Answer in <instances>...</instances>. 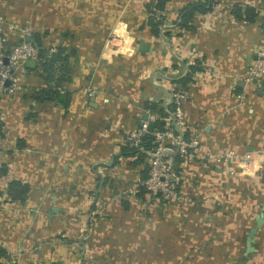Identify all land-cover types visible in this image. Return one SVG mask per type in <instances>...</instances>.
Returning a JSON list of instances; mask_svg holds the SVG:
<instances>
[{
    "label": "crops",
    "instance_id": "crops-1",
    "mask_svg": "<svg viewBox=\"0 0 264 264\" xmlns=\"http://www.w3.org/2000/svg\"><path fill=\"white\" fill-rule=\"evenodd\" d=\"M193 1L165 4L164 11L170 3L180 5L172 11V21L164 24L165 31L152 35L147 49L136 51L129 64H110L112 71L120 69L119 77L113 74L106 80L81 58L82 49L73 47L76 68L83 63L88 68L80 77L69 69L70 79L56 87L61 94L68 92L65 101L61 95L36 97L46 81L35 61L27 60L17 71L19 88L0 98V198L9 201L0 211V248L7 257L26 247L34 248L37 262L46 258V242L41 243L35 233L45 236L48 230L47 218L40 213L46 211V198L53 211L63 197L90 198L96 193L108 205L106 218L117 220L104 226L112 234L99 230L106 236L100 239L103 247L144 241L151 248L150 259L165 264H264V160H255L254 155L264 144V86L255 90L242 79L263 40L264 0H217L209 12L193 15L192 29L179 28L177 10ZM234 6L252 7L256 15L251 20L242 12L235 16ZM114 32L125 41L112 53L128 52L130 36L121 24ZM86 74L83 88L81 77ZM185 77L187 99L179 128L188 131L196 146L177 162L181 195L159 204L161 208L147 221L150 227L135 220L130 225L125 216L140 215L137 200L126 196L125 208L117 194L139 178L143 165H131L129 156H118L115 163L112 158L129 131L141 122L161 120L145 103L164 109L169 89ZM224 149L234 151L235 158L218 163L207 156ZM248 154L253 160L243 174L237 161ZM15 186L22 189L19 199L11 197ZM91 206L87 211L93 212ZM72 223L71 234L76 230ZM251 228L252 241L247 245ZM132 230L149 236L130 237L126 243ZM57 243H49L53 253L60 248L61 242Z\"/></svg>",
    "mask_w": 264,
    "mask_h": 264
},
{
    "label": "rangeland",
    "instance_id": "rangeland-1",
    "mask_svg": "<svg viewBox=\"0 0 264 264\" xmlns=\"http://www.w3.org/2000/svg\"><path fill=\"white\" fill-rule=\"evenodd\" d=\"M79 1V2H78ZM150 0H0V38L3 43V47L0 49V53H8L11 46L18 41L20 37L25 35L22 31L29 32V35H25L26 39H30L33 42L32 33L38 32L41 34V47L43 54L40 57L36 55L29 60L35 61V65H42L41 61L50 57L52 59L60 58L61 56L67 57L68 68L74 72L73 76L80 77L83 70L88 68V64L83 63L82 66L76 68L78 58L74 57V53H69V48L81 50V58L91 63L90 67H94L96 72L99 71L109 80V76H120V69L112 71V62H119L121 64H129L127 61L133 57L136 51L140 50L139 43L142 42L149 47V41L152 39V35L148 32V27L145 25V19L147 13L144 9V4ZM180 4L170 3L166 6L164 12L156 13L162 15L163 19L158 27L159 32L165 31L164 24L170 23L172 20V11L176 9ZM117 24H121L126 33L130 36L127 49L129 51H119L112 53L115 50L124 46V37L118 36L114 32V27ZM118 40V41H116ZM62 46V50L59 47ZM36 47V46H35ZM147 48H143L145 50ZM53 53V55H52ZM110 61V62H108ZM58 62V61H57ZM55 62V65H58ZM92 63H97L96 65ZM119 68H124V65H116ZM122 66V67H121ZM39 71V70H37ZM91 71V70H90ZM117 73V74H116ZM89 74L82 76V87L87 85ZM95 82V79H93ZM91 83V81H90ZM53 84V81L50 82ZM89 90H91V84L88 83ZM259 156L258 154H254ZM249 158L253 156L248 154ZM147 161V159H146ZM251 161V159H247ZM240 162L239 160L237 161ZM245 163H247L245 161ZM245 163H239L238 169L241 173L247 174L249 167ZM135 180L122 187L117 196H128V198H134L130 193L125 190L130 187ZM138 212L140 215L137 217L125 216V220L128 224H133L135 220L138 225H146L150 227L149 221L152 218V214L158 210L160 205L154 201L145 197V200H139L135 198ZM114 199H112L113 201ZM102 197L94 193L90 198L83 195L78 198H61L58 207L54 206L56 213L53 214L51 209L47 206L50 204L49 198L44 201L46 205V211H40L44 214L45 223H48V230L46 235L37 233V239L41 240V243L46 242V248L44 254L46 258L36 261V254L33 252L34 248L30 250L26 247L18 248L14 252H10L8 257L0 258V264H165L166 262H158L151 260V248L149 245L142 241L139 245H126L120 246H108L103 247L100 239L105 238L104 235H99V230L106 231V233L112 234V230L104 229L106 223L117 221L107 217L104 212L107 204L101 203ZM166 202L167 200H163ZM8 198H0V211L1 208L8 206ZM21 204V202H20ZM132 202L130 205H134ZM166 204V203H165ZM93 205V212L87 210ZM110 206L112 204H109ZM161 208V207H160ZM163 210V209H162ZM29 209L26 211L29 213ZM161 211V210H160ZM158 211V212H160ZM26 218L28 217V214ZM139 217H142L144 222H141ZM106 218V219H105ZM149 218V219H148ZM76 226V230L73 234L69 232L71 227ZM102 222V223H101ZM152 224V223H151ZM78 225V226H77ZM133 227V225H132ZM140 231V230H139ZM130 231V237H143L141 234L149 236V232ZM116 232V231H114ZM112 238V237H111ZM110 239V238H109ZM31 240H28V243ZM61 242L58 244L60 248H57L53 253V245L49 243ZM98 242V245L95 244ZM104 243V241H103ZM106 248L108 250H106ZM41 249V247H40ZM120 249V251H118ZM5 252V251H4ZM123 252V253H121ZM136 255V258L133 259ZM146 255V256H145ZM3 257V256H2ZM53 258L49 260V258ZM105 257V258H103ZM153 259V258H152ZM167 264H182L173 262ZM185 264V263H183Z\"/></svg>",
    "mask_w": 264,
    "mask_h": 264
},
{
    "label": "built area",
    "instance_id": "built-area-1",
    "mask_svg": "<svg viewBox=\"0 0 264 264\" xmlns=\"http://www.w3.org/2000/svg\"><path fill=\"white\" fill-rule=\"evenodd\" d=\"M21 33L29 35V32ZM20 37V41L13 44L8 53H0V98L13 94L19 88L17 71L25 64L26 60L36 55V47L26 36ZM0 38V49L3 43ZM242 79L250 82L255 90H260L264 86V35L259 47L254 51V56L247 65ZM241 95H236L240 97ZM168 104L163 110L165 115L160 119L163 122L162 130L147 131V123L141 122L138 127L129 131L125 136V141L133 146H138L140 137L146 132H150L156 142V147L144 151L147 155V175L144 179H137L128 187L125 192L132 193L138 186L144 189L146 198L156 202L160 200H173L181 195L180 181L181 173L173 159V155L186 157L189 150L196 146V141L183 137L184 130L179 128L183 123V105L187 99V91L179 84H173L168 92ZM264 160V144L256 151ZM209 159L218 163H225L235 158L232 150L224 149L209 153ZM248 155H243L238 159L239 163H245L248 167ZM237 163V164H239Z\"/></svg>",
    "mask_w": 264,
    "mask_h": 264
},
{
    "label": "trees",
    "instance_id": "trees-1",
    "mask_svg": "<svg viewBox=\"0 0 264 264\" xmlns=\"http://www.w3.org/2000/svg\"><path fill=\"white\" fill-rule=\"evenodd\" d=\"M169 0H150L147 3L144 4V9L146 13L148 14L145 19V25L148 27L149 33L153 36H157L159 32V26L162 23L161 20L163 19L162 15H157L156 13L163 12L165 9V4ZM217 0H196L193 2H188L184 6L180 7L177 10V20L175 24L179 28L184 29H192V26L190 25L193 15L195 13H205L209 12L213 4L216 3ZM233 13L235 16H239L241 12L244 14L245 18L247 20H251L253 16L256 15L252 7H244L243 10L240 9L238 6L233 7ZM41 34L38 32L32 33V40L34 45L36 46V52L37 56L40 57L43 54V49L41 47ZM62 46L59 47V50H62ZM29 60V59H28ZM27 61V60H26ZM58 61V62H57ZM57 62L58 65H55L54 63ZM41 69H42V76L43 79L46 81V86L39 89L35 94L37 98H51V97H59V95L63 96V101L66 100L68 92L62 91V94L60 91L56 88L59 87V84L62 82H67L70 79L69 75V68L67 65V57L61 56L60 58L52 59L50 57H47L46 59H43L41 61ZM25 65V64H24ZM188 78H180L177 79V82L180 86H184L185 81H187ZM53 81V84L51 85L50 82ZM145 105L149 108L154 109L157 112V115L159 118L163 117L165 115V112L161 106H157L155 103H148ZM169 106V104L167 105ZM152 129L153 130H162L163 129V122L162 120L155 119L152 123ZM183 137L190 138L188 131L184 130ZM156 142L153 139V136L151 133L146 132L141 135L140 141L138 146H133L129 144L128 142L124 141L122 145H120L119 153L112 158V163H115L117 161L118 156H129L132 157V160L130 161L131 165H136L139 163H142L143 168L139 171V178L138 179H144L147 175V155L144 151L151 150L154 147H156ZM173 159L175 163H177L181 157H179L177 154L173 155ZM130 196L133 195V197L138 198L139 200L144 199V189L142 186H138L136 190L129 194ZM172 200H168L164 202L163 200H158L155 203L158 204H168ZM128 199L125 197L120 198V205L123 207H127ZM92 209L94 208L91 206ZM0 255H4V250L0 248Z\"/></svg>",
    "mask_w": 264,
    "mask_h": 264
},
{
    "label": "water",
    "instance_id": "water-1",
    "mask_svg": "<svg viewBox=\"0 0 264 264\" xmlns=\"http://www.w3.org/2000/svg\"><path fill=\"white\" fill-rule=\"evenodd\" d=\"M263 31H264V30H263ZM139 48H147V45L144 44V43H142V42H140V43H139ZM73 51H74V49H73V47H71L70 50H69V52H70V53H73ZM52 55H53V53H52ZM146 129H147V131H151V129H152V124H151V123H148ZM21 193H22V189H21V187L15 186V187L13 188V190H12L11 197H12L13 199H19V198L21 197ZM252 232H253V229L251 228V229L249 230L248 234H247V237H246L247 245H248V243H249L250 241H252ZM248 248H249V247H248Z\"/></svg>",
    "mask_w": 264,
    "mask_h": 264
},
{
    "label": "bare ground",
    "instance_id": "bare-ground-1",
    "mask_svg": "<svg viewBox=\"0 0 264 264\" xmlns=\"http://www.w3.org/2000/svg\"><path fill=\"white\" fill-rule=\"evenodd\" d=\"M259 158L258 157H256V159L255 160H258ZM253 162H255V161H253Z\"/></svg>",
    "mask_w": 264,
    "mask_h": 264
}]
</instances>
